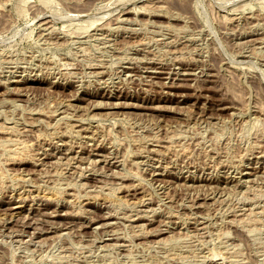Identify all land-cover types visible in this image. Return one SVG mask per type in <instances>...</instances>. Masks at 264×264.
<instances>
[{"label": "rangeland", "instance_id": "obj_1", "mask_svg": "<svg viewBox=\"0 0 264 264\" xmlns=\"http://www.w3.org/2000/svg\"><path fill=\"white\" fill-rule=\"evenodd\" d=\"M0 130V264H264V0H0Z\"/></svg>", "mask_w": 264, "mask_h": 264}, {"label": "bare ground", "instance_id": "obj_2", "mask_svg": "<svg viewBox=\"0 0 264 264\" xmlns=\"http://www.w3.org/2000/svg\"><path fill=\"white\" fill-rule=\"evenodd\" d=\"M171 4V3H170ZM179 4V3H178ZM184 4V3H183ZM174 7L176 6V5H173ZM180 6V5H179ZM176 7H178V6H176ZM180 9H184L185 7H184V5H181L180 7H179ZM177 9V8H176ZM132 11V10H131ZM181 11H183V10H181ZM175 15V14H174ZM1 131V130H0Z\"/></svg>", "mask_w": 264, "mask_h": 264}]
</instances>
